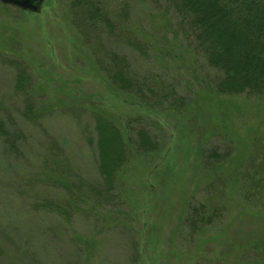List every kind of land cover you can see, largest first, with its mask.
<instances>
[{
    "label": "rangeland",
    "instance_id": "374dc122",
    "mask_svg": "<svg viewBox=\"0 0 264 264\" xmlns=\"http://www.w3.org/2000/svg\"><path fill=\"white\" fill-rule=\"evenodd\" d=\"M73 1L34 12L0 0V118L8 109L23 131L19 150L0 138V264H264V94L215 90L222 73L171 0H105L116 27L100 44ZM130 29L143 33L142 53L121 42ZM113 56L145 77V101L96 65ZM20 69L42 127L18 118ZM96 111L127 150L99 205L77 196L100 182Z\"/></svg>",
    "mask_w": 264,
    "mask_h": 264
},
{
    "label": "trees",
    "instance_id": "16d2710c",
    "mask_svg": "<svg viewBox=\"0 0 264 264\" xmlns=\"http://www.w3.org/2000/svg\"><path fill=\"white\" fill-rule=\"evenodd\" d=\"M171 1L175 11L194 35L197 47L204 53L207 63L222 73L215 82V90L230 95L243 92L264 94V0ZM107 4L105 0H74L71 4L78 24L87 31L95 29L92 38L96 39L97 44L110 39L115 33L116 24L112 20L115 14ZM120 34L124 36L120 40L122 43L143 52V33L130 29L121 31ZM101 47L105 53L109 51H106L104 45ZM111 59L107 64L97 61L96 65L117 89L134 93L145 101V77L135 74V68L127 58L113 56ZM15 75V89L24 95V106L19 109L21 116L18 118L25 119V123L33 127H42L40 118L43 113L32 102L36 96L25 90L29 84L27 73L20 69ZM147 89L153 92L151 87L148 86ZM68 109L72 107H65V110ZM5 113V117L0 118V138L9 151L19 150L20 143L17 140L23 131L17 124V118L8 109ZM92 118L95 137H88V142L96 151L100 182L97 185L88 183L84 196L83 193H77V196L79 200H93L99 205L109 202L107 200L115 195L111 191H114L116 185V171L127 160V150L122 134L110 117L96 111ZM6 122L11 125L7 127ZM137 133L141 137L139 145L150 149L153 145L150 137L142 129H138ZM194 211L197 213V209ZM195 220L200 219L196 217ZM45 242L47 241L42 245ZM29 246L23 244L20 248L28 252ZM85 256L87 254L82 250L81 262L85 260ZM11 264H16L15 260Z\"/></svg>",
    "mask_w": 264,
    "mask_h": 264
},
{
    "label": "water",
    "instance_id": "95a60500",
    "mask_svg": "<svg viewBox=\"0 0 264 264\" xmlns=\"http://www.w3.org/2000/svg\"><path fill=\"white\" fill-rule=\"evenodd\" d=\"M5 3L16 5L23 10L38 11L43 0H1Z\"/></svg>",
    "mask_w": 264,
    "mask_h": 264
}]
</instances>
